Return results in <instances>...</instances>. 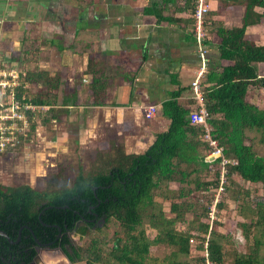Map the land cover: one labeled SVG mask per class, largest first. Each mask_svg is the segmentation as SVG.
<instances>
[{
    "label": "trees",
    "instance_id": "obj_1",
    "mask_svg": "<svg viewBox=\"0 0 264 264\" xmlns=\"http://www.w3.org/2000/svg\"><path fill=\"white\" fill-rule=\"evenodd\" d=\"M208 2L203 44L216 47L218 56L216 62L208 60L201 82L206 125L231 162L225 191L215 207L221 161L210 158L202 138L205 127L193 121L198 104L191 86L177 84L161 105L167 130L156 134L144 153L126 154L122 145L109 141L100 144L88 168H79L73 176L62 164L57 166L42 189L0 185V231L15 242L21 230L17 244L0 236L2 262L30 261L35 251H22L34 242L33 234L39 239L45 230L43 242L55 241L71 263L264 264V108L251 101L255 90L264 92V45L247 32L264 23V0ZM195 3L148 0L142 19L155 26L189 29L194 37ZM29 30L28 25L20 59L38 63L41 45ZM86 71L93 105L104 104L107 76L92 58ZM62 86L61 78L38 69L20 78L16 99L50 106L47 113L30 116L29 137H35L39 119L56 112ZM237 177L260 189L243 187ZM165 202L169 215L163 210ZM229 202L240 218L235 227L243 250L236 249L227 230H219L227 229L219 216ZM70 232L79 243L73 245ZM227 247L233 248L228 262Z\"/></svg>",
    "mask_w": 264,
    "mask_h": 264
},
{
    "label": "crops",
    "instance_id": "obj_2",
    "mask_svg": "<svg viewBox=\"0 0 264 264\" xmlns=\"http://www.w3.org/2000/svg\"><path fill=\"white\" fill-rule=\"evenodd\" d=\"M147 4L148 0H0V59L21 74L33 71L34 64L19 55L29 25L28 34L41 45L35 69L61 78L63 85L56 112L37 122L34 147L26 144L0 155L10 156L0 167V177L12 182L30 176L28 185L33 187L35 174L45 173L49 160L69 145L87 149L111 141L122 145L126 154H142L156 134L167 130L161 105L177 84L189 85L194 79L199 56L189 29L144 23L141 9ZM207 52L208 60L216 62V47H207ZM91 58L110 83L102 105H93L85 96Z\"/></svg>",
    "mask_w": 264,
    "mask_h": 264
},
{
    "label": "built area",
    "instance_id": "obj_3",
    "mask_svg": "<svg viewBox=\"0 0 264 264\" xmlns=\"http://www.w3.org/2000/svg\"><path fill=\"white\" fill-rule=\"evenodd\" d=\"M196 8L192 14L195 20L194 39L199 56V68L195 72V79L191 83V89L195 93V99L198 104V110L193 114V121L196 124L205 127L203 141L207 143L209 148V156L213 159H220L219 183L220 186L216 191V202L220 199L221 194L225 191L227 165L231 164L223 156V148L219 143L212 139L210 128L206 125L208 113L204 107L202 96V79L208 67L207 48L203 44L205 37L204 17L209 12L208 0H196ZM25 74H21L16 68L10 67L5 61L0 60V155L25 146L33 141V137H29L30 116L45 114L50 110V106L34 105L32 103L23 102L16 99V90L20 86V78ZM150 112H153L150 110ZM213 217V213H211Z\"/></svg>",
    "mask_w": 264,
    "mask_h": 264
},
{
    "label": "rangeland",
    "instance_id": "obj_4",
    "mask_svg": "<svg viewBox=\"0 0 264 264\" xmlns=\"http://www.w3.org/2000/svg\"><path fill=\"white\" fill-rule=\"evenodd\" d=\"M256 11L260 12L259 9H256ZM247 32L249 34L255 35V33H256L257 35H259V40H258L259 44L264 42V23L260 26L249 27L247 29ZM252 32H254V33H252ZM260 38H261V40H260ZM54 45H56V43H54ZM13 59L15 60L17 58L14 56ZM0 60H4V59L1 58ZM29 63L34 64V67H33V65H31V67H32V70H35V63L34 62H29ZM23 69H28V67L26 66ZM194 79H195V76H194ZM194 79L189 83L190 86H191V83L194 81ZM84 88H85L86 93L88 94L85 96H87V99H91L90 101L92 102L93 99L91 97L90 85L88 87H84ZM252 94H253L252 98H251L252 103L256 104L257 106H259L261 108H264V92L261 90H255ZM194 95H195V93H194ZM151 111H155V109L151 108ZM35 138H36V135L33 138V141L31 143H28L27 145L34 147L35 140H36ZM98 143H100V142H97L96 144L95 143L90 144L87 149H78V148H74L73 146H70V145H69V148H67L65 150L62 149L61 151H59V153L57 154V156L54 159L49 160L47 168H45V173L43 171L36 173L38 175L44 174L45 176L37 178L36 174H35L34 180L36 183H35V185H33V187L30 185L29 186L32 188L42 189V187L46 183V181H45L46 175L55 172L57 169L56 167L59 166L60 164H62V166H64L65 172L68 173L69 175H72V176L77 173V170L79 168H88L90 166V162L93 161L94 156L100 147V145ZM115 144H117V142ZM144 148L145 147H142L140 149L141 152L145 151ZM9 158H10V156H7V155L2 156L0 158V167H3L5 162H10ZM40 165H41V163L38 166H40ZM26 177L27 176H25V178L24 177L23 178L22 177H15L16 180L15 181L13 180L11 182L9 180V178H4V176H1L0 182L4 185H11V186H18V185H24V184L28 185V183H31L32 180L29 181L30 176H28L27 179H26ZM237 180L240 183V185H242L245 188H250L252 190H255V188H256V190L260 189V186H251L247 182H244L243 180H241L238 177H237ZM259 191L256 192V194H260ZM163 210L166 213V215H169V213H168L169 212V203L168 202H165L163 204ZM235 212H236L235 205H233L232 203L229 202L227 204L226 209H223L222 213H220V216H219L220 222H222L223 226L227 229L220 228L219 230L222 233H226L228 231V233L231 235L230 237L235 238L234 242H235L236 249L243 250L244 249L243 244L241 241H239L240 240V233L236 230V227H235V222L237 220H240V218L236 215ZM153 234L154 233H148V235L150 237H153ZM71 238L73 239V241L75 243H79L78 236H76V237L73 236ZM225 250H226L227 262L231 261L232 257H233L232 256L233 248L227 247ZM46 263L47 264H68L67 261L62 257L61 258H54V260H46ZM78 264H85V263L80 262Z\"/></svg>",
    "mask_w": 264,
    "mask_h": 264
},
{
    "label": "flooded vegetation",
    "instance_id": "obj_5",
    "mask_svg": "<svg viewBox=\"0 0 264 264\" xmlns=\"http://www.w3.org/2000/svg\"><path fill=\"white\" fill-rule=\"evenodd\" d=\"M45 227L50 228L51 226L50 225H43L42 228L45 229ZM31 232H32V230H31ZM44 232H45V230L42 231L41 235L39 236V239L33 234L34 242L32 243L31 246H29L28 248H24V251H22L24 253H29V250L35 251V255L33 256V258L30 261L26 262L25 264H47L46 260H54V258H61V257L64 258L68 264L80 263V262L71 263L70 260L66 257L64 250L60 247V245H57L55 243V241L43 242V239H45L44 236H46V234H47ZM20 235H21V230L19 231L18 239L15 242L12 241L13 243L9 242L10 239L8 240L5 237H3V238L8 240V242L10 244H17L20 241ZM73 236H75V234L73 232H70L69 237L71 238ZM40 239H41V241H40ZM71 240L73 242V245H75L76 243L73 241L72 238H71ZM60 251H62L63 254H61ZM24 253H20V254H24ZM3 254L6 256L5 252H3ZM7 256H8V253H7ZM1 259H4V256L0 257V260ZM0 264H13V263L10 260H7V263H4V261L2 262V260H1Z\"/></svg>",
    "mask_w": 264,
    "mask_h": 264
},
{
    "label": "water",
    "instance_id": "obj_6",
    "mask_svg": "<svg viewBox=\"0 0 264 264\" xmlns=\"http://www.w3.org/2000/svg\"><path fill=\"white\" fill-rule=\"evenodd\" d=\"M0 236L5 237L6 239L9 240V237H8L5 233H3L2 231H0ZM9 242H10V243H13V242L10 241V240H9ZM60 252H61V254H63L62 251H60Z\"/></svg>",
    "mask_w": 264,
    "mask_h": 264
}]
</instances>
